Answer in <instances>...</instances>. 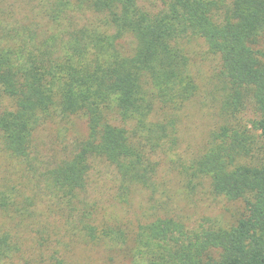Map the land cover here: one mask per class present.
Segmentation results:
<instances>
[{"label": "trees", "instance_id": "1", "mask_svg": "<svg viewBox=\"0 0 264 264\" xmlns=\"http://www.w3.org/2000/svg\"><path fill=\"white\" fill-rule=\"evenodd\" d=\"M155 1L150 11L143 0H31L38 17L24 20L13 6L1 10L0 145L35 184H0V264L20 262L32 193L75 210L94 161L114 170L124 202L134 188L155 195L156 157L175 150L179 114L198 92L188 39L217 58L220 98L205 148L180 164L183 185L194 192L206 182L242 212L230 226L195 230L156 216L138 226L131 264H264V0ZM75 118L86 137L42 161L38 134Z\"/></svg>", "mask_w": 264, "mask_h": 264}, {"label": "rangeland", "instance_id": "2", "mask_svg": "<svg viewBox=\"0 0 264 264\" xmlns=\"http://www.w3.org/2000/svg\"><path fill=\"white\" fill-rule=\"evenodd\" d=\"M33 5L31 0H0V21L3 20L1 10L10 6L16 10V20L37 18ZM141 6L150 11L160 7L155 0H143ZM126 45L130 42L126 41ZM183 46L198 92L179 114L175 150L156 157L159 165L155 195L151 197L147 191L134 188L124 202L117 195L114 170L102 161H94L87 189L81 194V204L76 205L75 210L56 199L50 200L39 189L32 193L34 218L18 229L24 253L16 264H55L57 260L64 264H131L138 226L156 216L176 218L190 230L227 227L240 216L241 204L215 196L206 182L194 192H189L183 185L180 164L187 163L205 148L210 131L219 122L217 106L220 98L217 58L207 52L201 40H184ZM86 135L85 121L80 118L72 119L69 125H48L38 134L36 149L42 161L53 163L64 156L65 146L74 138L84 139ZM1 148L0 145V184L9 181V187L19 191H25L26 187L31 191L35 183H28L19 164ZM82 224L105 229L110 232V237L106 235L92 241L82 230ZM14 226L11 224L10 228L13 230Z\"/></svg>", "mask_w": 264, "mask_h": 264}]
</instances>
